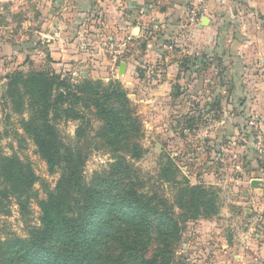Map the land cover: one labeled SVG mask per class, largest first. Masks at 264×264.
Listing matches in <instances>:
<instances>
[{
    "label": "crops",
    "instance_id": "obj_1",
    "mask_svg": "<svg viewBox=\"0 0 264 264\" xmlns=\"http://www.w3.org/2000/svg\"><path fill=\"white\" fill-rule=\"evenodd\" d=\"M40 1L33 33L56 61L54 70L60 71L62 61L65 70L96 77L95 65L108 66L100 42L132 36L124 62L127 86L149 93L152 122L163 118L171 131L169 123L180 119L179 130L198 135L202 146L211 147L217 168L214 181L227 204L220 210L232 215L241 209L264 230L262 190L251 187L261 177V168L250 137L247 144L240 143L253 119L264 120L263 2ZM202 3L208 6L206 15L190 23L191 12ZM143 6L152 9L142 15ZM82 36L90 40L82 41ZM94 40L99 45L91 43ZM11 48L4 47L5 54L14 53ZM248 230L241 235L249 237L244 243L249 249L246 262L264 263V235ZM230 251L231 257L240 258L238 248Z\"/></svg>",
    "mask_w": 264,
    "mask_h": 264
},
{
    "label": "rangeland",
    "instance_id": "obj_2",
    "mask_svg": "<svg viewBox=\"0 0 264 264\" xmlns=\"http://www.w3.org/2000/svg\"><path fill=\"white\" fill-rule=\"evenodd\" d=\"M260 1L264 8V0ZM39 2L0 0V156L15 157L34 172L37 179L32 190L39 200L45 198L47 190L55 187L63 172L60 168L56 174H49L45 163L37 155L22 126L31 114L28 96H23L19 113V105L7 98V76L19 73L27 77L32 72L49 76L55 73L67 85L82 86L88 81L100 95L105 92L125 93L128 110L137 121L138 133L123 132L113 143H110L111 139L90 96H82L79 105L78 110L85 118L82 122L67 119L60 111L52 119L60 147L62 145L75 153L73 157L80 166L81 182L88 185L97 177L114 181L118 190L131 187L145 199H154L155 209L169 212L182 233L172 246L169 264H258L255 259L246 262V251L249 249L244 243L249 237L241 235L247 227L250 232L252 225L255 230L252 229L251 234L264 235L263 227L260 223L255 226L250 215L241 209L239 213L232 211V215L220 210L227 204L220 196L221 188L214 181L217 168L211 147L202 146L198 135L184 134L179 130L180 119L169 123L171 131L167 130L165 125L168 123L163 118L152 122L149 93L144 90L137 93L129 88L125 75L114 73L107 65L104 69L95 65L99 71L96 77L65 70L62 61L60 71H57L59 68L54 70L52 64L56 61L50 57L48 49L38 43L33 33L38 25ZM87 39L82 36V41ZM96 41L91 43L99 45ZM8 45L15 48L14 53L5 54L3 48ZM84 49L87 51L86 46H83ZM111 100L115 104L114 99ZM200 190L205 191L207 199L213 200L218 210L217 214L208 217L202 214L203 208L199 209L200 221L194 224L190 218L193 214L191 197L196 192L198 195ZM260 193L261 201H264ZM202 201L205 202L204 199ZM60 211L65 217L71 213L63 205ZM253 214L254 217L257 215ZM39 216L40 210L34 199L22 200V207L13 199L8 215L0 219V236L24 237L30 227L38 225ZM159 243L154 237L147 256L155 253ZM236 248L240 251V258L231 257L233 252L229 249Z\"/></svg>",
    "mask_w": 264,
    "mask_h": 264
},
{
    "label": "trees",
    "instance_id": "obj_3",
    "mask_svg": "<svg viewBox=\"0 0 264 264\" xmlns=\"http://www.w3.org/2000/svg\"><path fill=\"white\" fill-rule=\"evenodd\" d=\"M6 78L7 98L19 105L18 112L23 96H28L31 114L22 126L37 155L49 174L60 168L63 172L55 187L39 200L32 190L37 179L34 172L15 157L0 156V219L8 215L13 199L19 207L22 200L34 199L40 210L38 225L30 227L24 237L0 236V264H169L172 246L182 234L172 215L155 209L154 199H145L131 187L118 190L114 181L97 177L83 184L75 153L60 147L53 125L58 111L82 122L79 105L82 96H90L110 143L123 132L137 134L126 94L100 95L88 81L82 86L67 85L55 73L32 72L27 77L16 73ZM200 191L191 197L194 224L200 221L199 209L208 217L218 210ZM62 205L71 212L69 216L61 213ZM154 237L159 247L147 256Z\"/></svg>",
    "mask_w": 264,
    "mask_h": 264
},
{
    "label": "built area",
    "instance_id": "obj_4",
    "mask_svg": "<svg viewBox=\"0 0 264 264\" xmlns=\"http://www.w3.org/2000/svg\"><path fill=\"white\" fill-rule=\"evenodd\" d=\"M151 6H143L141 14L145 15L148 11H151ZM208 11V6L206 3L201 4V8L194 9L190 15V23H198L201 18H203ZM131 37H125L123 40L113 41L102 40L100 42L101 50L103 54L108 56V67L114 73L118 74V67L120 63H124L128 53V44L131 42ZM248 137H250L251 147L257 156L260 168L261 177L258 179L260 181L259 187L262 190L264 196V120H258V118L253 119L249 123V130L246 135L241 136L240 143L247 144Z\"/></svg>",
    "mask_w": 264,
    "mask_h": 264
},
{
    "label": "water",
    "instance_id": "obj_5",
    "mask_svg": "<svg viewBox=\"0 0 264 264\" xmlns=\"http://www.w3.org/2000/svg\"><path fill=\"white\" fill-rule=\"evenodd\" d=\"M125 69H126V64L125 63H120L118 67V74L124 76L125 75ZM260 181L259 180H254L251 182V187L259 186Z\"/></svg>",
    "mask_w": 264,
    "mask_h": 264
}]
</instances>
